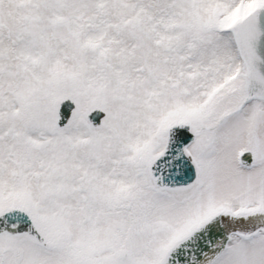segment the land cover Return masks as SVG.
<instances>
[{"label":"snow or ice","instance_id":"1","mask_svg":"<svg viewBox=\"0 0 264 264\" xmlns=\"http://www.w3.org/2000/svg\"><path fill=\"white\" fill-rule=\"evenodd\" d=\"M0 264H264V0H0Z\"/></svg>","mask_w":264,"mask_h":264}]
</instances>
